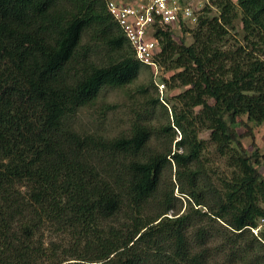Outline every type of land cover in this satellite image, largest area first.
Wrapping results in <instances>:
<instances>
[{"label":"trees","instance_id":"trees-1","mask_svg":"<svg viewBox=\"0 0 264 264\" xmlns=\"http://www.w3.org/2000/svg\"><path fill=\"white\" fill-rule=\"evenodd\" d=\"M238 16L243 44L226 46ZM155 36L172 73L157 82L184 90L148 97L123 130L83 125L142 68L138 92L156 90L153 68L106 0H0V264H264V154L241 142L264 123V0H210L192 29ZM206 142L228 177L203 165Z\"/></svg>","mask_w":264,"mask_h":264},{"label":"rangeland","instance_id":"rangeland-1","mask_svg":"<svg viewBox=\"0 0 264 264\" xmlns=\"http://www.w3.org/2000/svg\"><path fill=\"white\" fill-rule=\"evenodd\" d=\"M213 15H216V11H212ZM190 29L193 28V26L190 24L188 26ZM242 28H241V23L239 21V16L238 18L234 21L233 29L229 30L228 34V41L226 42V46H231L234 42L243 44L242 43ZM184 39L186 44H191L193 39H192V33H187L184 34ZM150 73L142 68L140 71V76L138 79L132 83L130 86L127 87L126 90L121 91V90H116V91H107L106 95L104 98L100 101V103L96 107H92L89 109H86L82 114H80L78 121L80 124H88L92 121H97L103 119L102 117H105L106 121L110 126L115 131L126 128V123L128 120L136 117L137 114L143 113L147 111V107L145 106V100L148 97H156L160 96V93L158 92V88L156 90L149 88V93L148 95H141L138 90L141 87L148 86V82L150 80ZM172 75L171 72L167 71H162L158 73L156 76V79L158 77H163L166 80H169L170 76ZM154 78V75L153 77ZM169 81L168 83L165 82V89L163 90L162 97H167L168 99L171 98L172 96H175L177 93L180 91H183L184 88L180 89H169ZM161 97V98H162ZM165 101V98H163ZM167 105V110L170 112L172 102L166 101ZM109 106L111 110L109 112L106 111V107ZM160 109L159 107L154 110L156 113L157 117L155 119H152V125L156 126L157 128L159 126H162L165 124V121L163 117L160 114ZM248 126L252 128V134L253 137H244L241 142L243 146L248 150V151H253V150H258L260 154H264V123L258 126H254L250 123H248ZM197 130V129H196ZM198 132L200 130H197ZM237 132L240 134H243L245 132V129L243 128H238ZM209 133L207 131H200L199 132V139L202 140H208ZM181 138V134L179 131L176 132V138L175 140L178 141ZM206 147L203 150V160L202 163L205 166V168L208 170L210 173V176L213 178L214 181H217V178H222L224 176L228 177L230 175V169L227 166V163L224 158L220 157L216 152L215 148L212 144L206 142L205 143ZM173 150L175 149L174 146L172 148ZM180 151V150H179ZM256 168L259 170V172L262 174L264 177V163L260 165H255ZM257 231V230H256ZM255 234V233H254Z\"/></svg>","mask_w":264,"mask_h":264},{"label":"built area","instance_id":"built-area-1","mask_svg":"<svg viewBox=\"0 0 264 264\" xmlns=\"http://www.w3.org/2000/svg\"><path fill=\"white\" fill-rule=\"evenodd\" d=\"M210 0H106L109 14L119 26L137 61L153 68L154 82L162 97L164 84L158 83L159 69L154 56L159 46V27L194 25ZM257 229L252 231L256 234Z\"/></svg>","mask_w":264,"mask_h":264}]
</instances>
